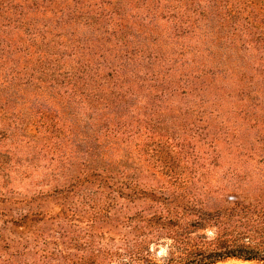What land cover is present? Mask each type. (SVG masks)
<instances>
[{"label":"rangeland","instance_id":"rangeland-1","mask_svg":"<svg viewBox=\"0 0 264 264\" xmlns=\"http://www.w3.org/2000/svg\"><path fill=\"white\" fill-rule=\"evenodd\" d=\"M243 247L264 0H0V264H264Z\"/></svg>","mask_w":264,"mask_h":264},{"label":"trees","instance_id":"trees-1","mask_svg":"<svg viewBox=\"0 0 264 264\" xmlns=\"http://www.w3.org/2000/svg\"><path fill=\"white\" fill-rule=\"evenodd\" d=\"M226 256L244 258L246 260L258 259L264 261V254L258 253L257 250L250 247H243L226 253Z\"/></svg>","mask_w":264,"mask_h":264},{"label":"bare ground","instance_id":"bare-ground-1","mask_svg":"<svg viewBox=\"0 0 264 264\" xmlns=\"http://www.w3.org/2000/svg\"><path fill=\"white\" fill-rule=\"evenodd\" d=\"M241 263H242V261H241ZM251 264V263H250Z\"/></svg>","mask_w":264,"mask_h":264}]
</instances>
